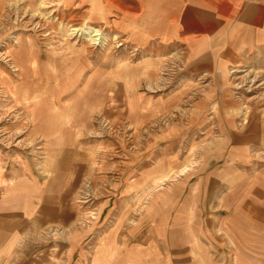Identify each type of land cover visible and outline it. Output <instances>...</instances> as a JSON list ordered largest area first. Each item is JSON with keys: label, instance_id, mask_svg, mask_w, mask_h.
Returning a JSON list of instances; mask_svg holds the SVG:
<instances>
[{"label": "rangeland", "instance_id": "obj_1", "mask_svg": "<svg viewBox=\"0 0 264 264\" xmlns=\"http://www.w3.org/2000/svg\"><path fill=\"white\" fill-rule=\"evenodd\" d=\"M242 1L0 0L1 180L64 179L67 264L227 250L216 176L246 118L228 113L264 92L263 56L224 66Z\"/></svg>", "mask_w": 264, "mask_h": 264}, {"label": "crops", "instance_id": "obj_2", "mask_svg": "<svg viewBox=\"0 0 264 264\" xmlns=\"http://www.w3.org/2000/svg\"><path fill=\"white\" fill-rule=\"evenodd\" d=\"M242 2L231 33L229 52L234 59L229 65L225 62L227 69L245 68L242 55L246 50L264 57V0ZM261 63L256 66L263 73L264 86V60ZM247 79L248 74L241 80ZM222 112L225 114V109ZM228 114L246 117L240 129H236L234 119L233 130L238 135L227 144L233 148L231 157L216 176L218 191H228L225 196L231 197L223 204L229 214L220 231L228 248L206 252L202 257L210 259L215 254L217 264H264V92L256 95L249 107L234 108ZM9 175L8 184L0 176V264H67L63 253L65 222L59 214L63 207L58 202L64 194V179L42 185L34 178L28 184L30 191H17L16 175ZM184 242L187 246V237Z\"/></svg>", "mask_w": 264, "mask_h": 264}]
</instances>
